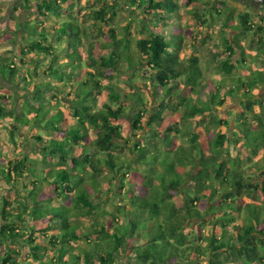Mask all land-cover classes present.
Masks as SVG:
<instances>
[{
	"label": "trees",
	"instance_id": "16d2710c",
	"mask_svg": "<svg viewBox=\"0 0 264 264\" xmlns=\"http://www.w3.org/2000/svg\"><path fill=\"white\" fill-rule=\"evenodd\" d=\"M193 1L195 0H187L186 4L190 5ZM25 2L27 3L25 4L26 8H29L28 0ZM71 2L72 0H51L49 2L38 0L37 13L40 17H45L46 11L51 13L54 19H57L63 10L61 6L66 3L70 6ZM173 5L170 1L162 4L161 1L154 3L149 0L143 10L147 11L149 7L158 10L162 6L172 7ZM259 5L264 9L263 4L259 3ZM108 10L110 11V8ZM108 10L99 8L94 10L92 15L96 20L101 21L108 15ZM32 28L37 29L38 25L34 24ZM46 28H41L39 39L25 42L26 49L23 51L25 55L32 52L37 53L39 56L37 61H42L49 56L50 64L54 65L57 55L51 54L53 49L46 42L45 32L55 34L57 40L67 37L68 42H66L65 50L70 51V46L76 47L75 44L80 43L79 29L73 20L60 23L56 28L53 27L52 31L48 29L49 26ZM234 29H237L239 35L251 30L247 14L239 15L238 25ZM260 31L261 28L257 27L256 32ZM239 35L237 34L235 37ZM114 37L116 38V36ZM113 44L116 46L117 42H113ZM135 45L141 55L139 62L134 61L129 55H123L122 51L119 52L116 47L102 60L104 65H109L116 73L121 72L124 63L132 69L141 67L143 63L148 66L149 70L145 73L146 75L150 74L147 79L149 84L142 80L128 81L122 84L126 88L136 90L131 94L125 95L124 92L120 96L116 93L114 83L102 85L100 81L105 77V74L101 71H87L77 80L76 76L80 68L83 67V63L75 50L66 53V58L69 57L71 62L69 61L64 66L60 64L65 69L64 73L57 68H48L46 72L43 70L40 77H46V81L40 84L33 81L32 74H29L28 82L25 81V76L19 79L24 84L34 82L35 90L30 94H23L22 100H25L21 108L23 114L14 116V125L9 131V137L14 140L16 135L21 136L19 131L21 127H34L37 132L30 140L34 141L35 153L39 155L41 152L47 151L49 162L53 159L54 163L61 168L50 167L49 172L37 169L31 165L33 160L28 157L30 153L22 152L21 159L8 162L7 170H0V176L11 181L10 185L18 189L20 184L17 181H20L23 190L26 192L30 190L35 202L29 213L24 210L23 214H12L9 208L13 201L4 197L0 208L3 221L0 227V247L3 254L0 264H33L29 261L30 257L37 259L42 256L41 258L45 259L48 256L47 253L51 254L49 260L39 261L37 264H79L83 258H85L86 264L91 260H95L97 264H113L117 253L120 257L122 253L126 252H129V256L135 259L138 264H194V260L197 261L204 255L210 257L209 264H226L225 258H228V261L244 260L246 264L264 263L262 258L258 263H254L257 251L264 249V199L263 203L258 206L245 204L244 208L247 213L244 220L233 227L239 240L238 244H230L232 238L229 240L216 238L214 229L208 237L204 238V245L192 244L187 241L185 231L191 230L195 222L204 219L198 208L203 199L211 201L221 198V202H225L232 208L233 204H229L227 200L234 199L242 190H260L264 197V165L261 171L263 176L259 177L258 181L243 179L241 173L234 167L227 168L224 161L206 157L201 145L195 141L187 147L172 148L168 144V152L148 150L149 154L147 155L145 146H139L138 142H135L132 149L138 150L136 162L146 166L159 164L164 168V171L141 175H136L137 172H134L135 177L141 180L142 192L136 194L130 191L126 196L125 200L131 208L128 211L123 207L126 223L113 224L115 216H111L105 221L109 227L102 225L99 230H93V233L98 234L106 241L105 249H99V245H94L95 250H99L93 254L83 249L80 252L73 246V242L80 238L81 233L77 231V225L73 221L80 217L96 215L95 205L89 195L90 189L94 192L99 189L98 181L93 177L99 173L101 166L116 172L118 168H123L117 167L118 157L114 153L116 150L118 152L119 148L130 147V143L127 138L121 135L120 126L114 123L125 115L126 102H130L129 107H133L135 104V112L130 123V135L134 137L142 131L156 133L163 129V112L169 109L167 100L177 97L181 100L179 106L185 101L178 91L181 83L188 86L192 93L196 94L197 92L196 84L200 70L194 57H190L189 63L186 65L182 64L176 52L177 49L176 51L169 50V46L175 47V44L171 45L159 33H152L148 37L141 36ZM102 47L106 48L105 45ZM236 48L238 55L242 57L243 48L238 45ZM233 49L231 43H228L229 53H233ZM234 55L236 54L234 53ZM37 63L34 65L36 66ZM90 63L94 66L97 64L95 61ZM68 66L71 68V72L66 71ZM219 67L220 71L228 74L235 69V64L230 58H227L226 61L219 63ZM96 68L97 66L95 70ZM142 71L144 70L142 69ZM16 72V65L10 67L0 63V81L14 79ZM141 75L145 76L143 72ZM263 75L261 72H253L252 78L246 83L247 90L254 88L258 83H263ZM52 81L57 84L54 85ZM146 87H148L147 95L158 101L156 106L149 103L150 107H146L147 103L144 101L142 93L139 92L141 88ZM1 88L0 82V90ZM160 90L162 91L161 95L158 94ZM93 91H105L107 94L108 100L102 102L97 110H92L90 105L94 100ZM47 94L50 95L49 98L46 96ZM244 95L245 98L248 95L245 90ZM63 99L67 101V107L72 111L69 119L60 109ZM121 100H124V103H121ZM7 101V96L0 94V120L4 119L3 112L7 109ZM209 101L211 106L214 103L213 99L210 98ZM210 106L207 103L199 105L188 103L186 106H182L183 114H180L179 120L184 122L191 120L196 115L209 111ZM245 108L248 112L252 111L250 102L246 104ZM61 122L64 123L63 128H60ZM90 128L97 131L96 137L92 140H89ZM170 132L171 127L166 126L163 140L169 141L168 134ZM55 133H61L62 138H53L52 135ZM263 133L264 131L261 129L256 131L244 129V144H247L249 139L264 141ZM96 152L104 154L105 159L102 161ZM51 163L53 162L51 161ZM85 171L88 172L87 180L83 178ZM25 173L29 179H32L28 185L23 183ZM53 173H55L54 179L50 177L48 180L46 176ZM122 177H124V173ZM40 180L53 186L55 196H63V199L70 201V204L66 205L67 207L59 204L63 212L44 210L43 204L36 202L35 199L40 190L37 188V184H40ZM173 192L181 197L180 205L173 201ZM212 211L213 226L220 224V227L225 229L232 222V220H227L228 218L223 214L218 215V212L221 211L219 208ZM144 214H147L146 218L143 217ZM100 215L107 216L105 212ZM44 216L49 217L48 222L38 227L39 224L36 221L39 222ZM115 220L117 221L116 218ZM22 230H26V232ZM90 235L86 234L85 237L88 238ZM25 236L27 238L24 239ZM130 240L132 244L128 243ZM18 242H24L22 259L18 258L19 251L8 245L18 244ZM3 245L7 247L6 250L3 249ZM191 254L194 255L192 259L189 256ZM223 255H226L224 259Z\"/></svg>",
	"mask_w": 264,
	"mask_h": 264
},
{
	"label": "rangeland",
	"instance_id": "374dc122",
	"mask_svg": "<svg viewBox=\"0 0 264 264\" xmlns=\"http://www.w3.org/2000/svg\"><path fill=\"white\" fill-rule=\"evenodd\" d=\"M25 1L0 0V63L10 67L16 65L17 71L14 79L0 81L2 85L0 94L8 98L7 109L3 112L4 119L0 120V147H2L0 149V170H7L9 161L15 162L21 159L22 152L30 153L34 151V141L30 140L37 132L34 127H21L19 129L21 136L16 135L14 140L9 137V131L14 125V116L23 114L21 112L25 101L22 100L23 94H30L35 90L34 82L38 84L45 82L46 77H40L41 73L43 70L46 72L48 68L54 66L50 64V59H47V57L42 61H37L39 59L37 53L32 52L25 55L23 51V49H26L25 42L39 39L41 28H46V23L48 24L51 20H54L51 13L46 15V18L38 15L36 9L38 0H28L29 8H26L25 4L27 3ZM46 1L49 2L51 0ZM157 1H161L162 4L170 1L174 5L172 7L162 6L158 10L149 7L147 11H144L143 7L147 6L149 0H72L70 6L67 3L61 6L63 10L69 8L73 12L72 20L79 29L81 43L79 57L83 67L80 68L76 76L77 80L87 71L104 72L105 77L101 79V84L114 83L116 93L120 96L124 92L127 95L136 91L134 88L124 87L122 85L124 82L142 80L149 84L147 79L150 74L146 75L145 73V71L149 70L146 64L143 63L141 67L132 69L128 68L127 64L124 63L123 67H121V72L116 73L109 65H104L105 63L102 60L116 47L119 52L122 51L123 55H129L136 62L141 61V55L135 43L141 36L148 37L152 33H159L171 45L175 44V47L169 46V50L174 49L176 51L177 49L176 52L182 64L186 65L189 63L190 57H194L200 70V76L196 84V94L192 93L188 86L181 83L178 91L185 98V101L180 104L181 106H179L181 100L177 97L167 100L169 109L163 112V129L159 132L147 133L142 131L138 134L135 133L136 136L134 137L131 136L130 123L135 112V104L133 107H129L130 102H126L125 115L114 124L120 126L121 135L128 139L130 147L119 148L118 152L116 150L114 153L118 157L117 167L121 166L123 168H118L116 172L101 166L99 173L93 177L98 181L99 189L96 192L90 189L89 195L95 205L96 215L80 217L73 221L77 225V231L81 232L80 238L73 242V246L80 252L83 249L95 254L99 249L106 248V241L98 234L93 233V230H99L102 225L109 227V224L105 222L107 218L115 216L117 221L114 218L113 224L126 223L127 219L124 215L123 207L128 211L131 209L125 200L126 196L129 195L130 191L136 194L142 192L141 180L135 177L134 172H137L136 175H141L156 174L164 171V168L159 164H148L146 166L137 163L138 150L132 149V145L135 142H138L139 146H145L147 155L149 154L148 150H159L162 153L168 152V144L172 148H178L179 146L187 147L195 141L201 145L206 157L224 161L227 168L232 166L240 172L243 179L258 181L259 177L263 176L261 171L264 165V141L259 142L257 139H249L247 144L243 142L244 129L249 131L261 129L264 131V80L263 83H258L257 86L250 90H247L246 87V83L252 78L253 72L257 71L264 74L263 7L255 0H195L190 5L186 4L187 0H152L154 3ZM99 8H104L105 10L110 8L108 15L101 21L96 20L95 16L92 15V12ZM64 14L63 12V20H65L66 16ZM240 14H247L248 25L251 28L249 32L243 35H239L237 29H234L238 25ZM34 24L38 25L37 29L32 28ZM257 27L261 28L260 32H256ZM110 29L113 30V33H111ZM62 31H65V29H62ZM237 34L239 36L235 37ZM113 42H117V45L115 46ZM228 43L233 46V53H229ZM102 45H105L106 48H103ZM237 45L243 48L241 51L242 57L238 55ZM227 58H230L235 64V69L228 74L219 70V63L226 61ZM59 59L61 60V58ZM91 61L97 63L96 70V66L92 65ZM34 63H37V65L35 66ZM61 65H64V63H61ZM61 65L56 66V68L64 73L65 69ZM142 69L145 76L141 75ZM68 71L71 72L70 69ZM29 74H32L34 82L24 84L19 80L22 76H25V81L28 82ZM52 83L56 85L57 82L52 81ZM244 90L248 94L246 98ZM139 92L142 93L143 99L147 103L146 107L157 105L158 101L147 95L148 87L141 88ZM161 92L160 90L158 94L161 95ZM46 96L50 97L49 94ZM92 97L94 98L90 104L92 110L99 109L100 104L108 100L105 91H93ZM210 98L214 102L211 106ZM121 101V103H124V100ZM248 102H250L251 112L246 111L245 108ZM149 103L150 105H148ZM188 103L194 105L207 103L210 108L209 111H205L201 115H196L193 119L184 122L179 120V118L180 114H183L182 106H186ZM60 107L64 109V115L69 119L72 111L68 109L65 99L62 100ZM166 126L171 127V132L168 134L169 141L163 140ZM96 134L97 131L90 128L89 140L95 138ZM217 144L220 146L218 147ZM8 152L9 154L14 153V155L12 154L8 157ZM96 154L102 161L105 159L104 154L100 152H96ZM28 155L34 156L35 153ZM33 159L34 161L31 165L40 169V157L37 153ZM87 173L85 171L83 174L85 180L88 177ZM123 173L124 177H122ZM50 177L54 179L55 173L46 176L48 180ZM17 182L20 184L18 186L20 192L15 197L12 196V189L8 190L7 188L8 182H6L7 184L3 181L0 183V208L4 197H7L10 201L20 200L23 197L20 194H24V188L20 181ZM23 183L29 184L27 180L23 181ZM37 188L40 189V196H55L53 186L48 188L46 184H37ZM172 195H174L173 201L180 205L181 197L175 195L174 192ZM61 199H63V196H61ZM263 199L264 197L260 190L240 191L237 197L227 200L229 204H233L232 208L226 205L225 202H221V198L211 201L203 199L198 208L204 219L200 222H195L191 230L185 231L187 241L192 244L204 245V238L208 237L212 229H214L216 238H222L223 240L232 238L230 244H238L239 240L233 227L244 220L247 213L244 208L245 204L249 203L258 206L263 203ZM80 207L83 208V206ZM43 208L52 212L55 210L63 212L58 205L53 203L45 202ZM215 208L221 210L218 215L223 214V216L228 218L227 220H232L225 229L221 228L220 224L213 226L212 222L214 220L212 218H214V215L212 210ZM15 209V211L12 209L13 211L10 210V212L12 214L20 212V206H17V204ZM102 212H105L107 216L102 217L100 215ZM143 217L146 218L147 214H144ZM0 218H2L1 209ZM2 224L3 221L0 223V227ZM22 231L26 232V230ZM86 234L91 235L86 238ZM256 238L258 237L256 236ZM256 238L255 240H257ZM128 243L132 244V241L130 240ZM257 243L259 244L258 241ZM8 245L19 251L18 258H23L24 242ZM94 245H99V249L95 250ZM26 248H28L27 245ZM3 249L6 250L7 247ZM2 255L0 250V262ZM116 256L113 264H138L135 259L129 256V252L122 253L120 257L117 253ZM189 256L191 259L194 257L193 254ZM225 256H222L223 259ZM84 259L79 264H86ZM260 259L264 262V249L257 251L254 263H258ZM210 260L209 256L204 255L193 262L194 264H209ZM225 261L226 264H246L244 260L235 259L234 261H228V258H225ZM87 264H97V262L91 260Z\"/></svg>",
	"mask_w": 264,
	"mask_h": 264
},
{
	"label": "crops",
	"instance_id": "0c3cea01",
	"mask_svg": "<svg viewBox=\"0 0 264 264\" xmlns=\"http://www.w3.org/2000/svg\"><path fill=\"white\" fill-rule=\"evenodd\" d=\"M63 12L65 13L64 15H66L65 18H64L65 20H63V18H62ZM44 14L49 15V13H47V12H45ZM60 15L61 16L59 18L54 19L53 21L51 20L48 24L45 22L46 25H47V27L49 25H51V26H49V30L50 31H52L53 27L56 28L60 23H63L65 21L66 22L72 21L69 18L70 17L71 18L73 17V12L69 8L67 10H62V12H61ZM43 18H46V16L43 17ZM45 37H46V42H47L48 46H51L52 49H53V50H51V54L57 55L56 63L54 64V66L52 68L55 69L56 66L60 65L61 63H64V65H65L69 61L71 62V59L69 57L66 58V53H68V52H72L73 50H75L76 53H77V55L80 56L79 49H80V44L81 43H76L75 44L76 47L70 46L71 50L70 51H67V50H65L66 49V42H68V40H67L68 38L67 37H63L62 40H57V36H55V34H51V33H47V32H45ZM59 58H61V60L63 59V61H61ZM47 59H50V57L47 56ZM64 65H62V66H64ZM69 69L71 70V68L68 66L67 69H66V71H68ZM60 109L62 111H64L63 108L60 107ZM63 124H64L63 122L60 123V128H63ZM43 132L45 133L44 130H43ZM43 132H41V133H43ZM46 136H48V135L46 134ZM62 136L63 135L61 133H55V134L52 135V137L53 138H56V139H61ZM1 148L2 147H0V149ZM46 150H48V149H46ZM34 153H35V149H34V151H31L30 152V154H34ZM12 154L14 155V153L9 154V152H8V157L11 156ZM35 155H36V153H35ZM35 155L34 156L33 155H31V156L28 155V157L31 160L34 161L33 158H35ZM39 157H40V160L39 161H40V165H41V167H40L41 170H44L45 172H49L51 170L50 167H53L54 169H60L61 168L59 165H57L56 163H54V160L53 159H51V161L53 163H51V161L49 162V159L50 158H49V155H48L47 151H45L44 153L41 152L39 154ZM14 159H16V157H14ZM9 162H13V161H9ZM24 180L25 181L27 180L29 182V184H30V182H31L32 179L31 178L29 179L28 176H27V173H25L24 174ZM2 181L5 184H7L6 182H8V184H7L8 187L7 188H8V190L9 189H12V193H13V195L12 194H10V195H12L13 197H15V195H18V193L20 192V190L19 189H16L15 186L10 185L11 182L9 180H6L4 177L0 176V183ZM25 184L28 185V183H25ZM40 184L45 185L46 183L43 182L42 180H40ZM46 186L49 188V186L51 187L52 185L46 184ZM28 189H30V187H28ZM23 191H24V194L23 195L20 194L23 197H21L20 200H14L12 206H10V208H9V211L10 210L11 211H13V210L15 211L17 209V208L15 209V205L17 204V206H20V212L13 213V214H18V213L19 214H23L24 210L26 211V213H29V211H31L33 209V207H34V203L35 202L33 201L34 198L31 195L30 190H28L27 192L25 190H23ZM35 200H36V202H40L42 204H44L45 202L53 203V204L56 203V204H58V206H59V204L64 205V206H66L67 204L68 205L70 204V201L67 200V199L65 200V199H61V197L50 196V195L49 196H46V195L45 196L44 195L43 196L37 195ZM2 203H3V201L1 202V204ZM48 218H49L48 216H44V217H42L40 219L39 222L36 221L37 224H39L38 227H40L41 225H43L46 222H48ZM1 222H2V218H0V223ZM53 231H50V232L53 233ZM35 235H37V234H35ZM0 250H1V248H0ZM47 254H48V256L45 259H44V257L41 258L42 256L39 257L40 259L39 258L36 259V258L30 257L29 261H31L33 264H37L39 261H44V262L45 261H48L49 260V257L51 256V254H49V253H47Z\"/></svg>",
	"mask_w": 264,
	"mask_h": 264
},
{
	"label": "water",
	"instance_id": "95a60500",
	"mask_svg": "<svg viewBox=\"0 0 264 264\" xmlns=\"http://www.w3.org/2000/svg\"><path fill=\"white\" fill-rule=\"evenodd\" d=\"M255 1H257V2H259V3L264 5V0H255Z\"/></svg>",
	"mask_w": 264,
	"mask_h": 264
}]
</instances>
